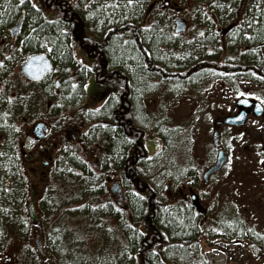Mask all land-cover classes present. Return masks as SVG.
Here are the masks:
<instances>
[{
	"label": "trees",
	"instance_id": "obj_1",
	"mask_svg": "<svg viewBox=\"0 0 264 264\" xmlns=\"http://www.w3.org/2000/svg\"><path fill=\"white\" fill-rule=\"evenodd\" d=\"M35 1L36 5L30 0H24L23 4L20 0H0V34L8 32L21 18L22 60L44 54L52 63V72L37 84L42 99L54 98L51 78L59 76L60 97L54 113H62L71 122L88 127L85 146L101 147L106 152L97 149L94 154L100 155L99 161L92 163L78 145L61 148L55 154L46 187L44 176L43 181L34 180L29 173L25 153L21 173L14 132H5L6 148L0 155V252L8 227L21 230L24 235L30 231L27 222L32 218L26 198L32 177V185L41 186V196L50 203L41 210L42 216L56 209L61 211L62 205L53 201V195L62 198L72 193L75 211H82L75 215L78 219H89L91 224L114 223L111 229L119 251L113 258L88 260L77 253V242L69 240L73 246L71 253L68 252L70 264H164L157 261L159 256L180 261L184 257L186 264H207L199 260L201 232L196 220L187 211L186 223L167 222L163 198L150 183L152 168L163 152L150 157L146 150L145 127L152 123L144 114L147 110L144 96L157 82L198 87L208 81L232 83L250 74L264 79V59L255 50L241 54L230 50L223 57L217 49L206 52L205 40L186 39L171 29L167 18L157 12L149 13L151 0ZM249 25V37L243 39L242 35V41H234L237 46L240 43L256 46L264 41V20H250ZM209 43L216 45L212 40ZM74 50L90 60V68L80 67ZM230 56L235 60H230ZM88 74L103 89L101 102H104L99 111L76 110L78 102L85 99ZM37 102L35 91H30L28 85L22 86V113L27 111L29 117ZM71 109L75 110L68 113ZM158 135L166 148H173V131H161ZM184 172L189 177V169ZM110 179L121 182L124 200L107 199L103 204L100 196L106 193ZM70 184L77 186L75 191L70 189ZM66 212L74 213L72 208ZM34 217L32 221L38 223L39 212ZM223 230L229 237H249L237 222L230 228L223 225ZM50 231L51 253L63 255L62 236L68 234L59 233L57 228Z\"/></svg>",
	"mask_w": 264,
	"mask_h": 264
},
{
	"label": "rangeland",
	"instance_id": "obj_2",
	"mask_svg": "<svg viewBox=\"0 0 264 264\" xmlns=\"http://www.w3.org/2000/svg\"><path fill=\"white\" fill-rule=\"evenodd\" d=\"M262 1L264 2V0ZM165 2H168L169 5L168 11L161 13L164 18H167V15H177L185 19L195 11V4L191 0H151L150 3L148 2V12L159 9V5H164ZM152 13L157 14L156 12ZM194 17L195 14L192 19ZM169 21L173 30V23L171 20ZM187 21L193 28H198L194 25V19ZM235 23H239V20H235ZM191 32L195 33L196 31L192 29ZM221 43L224 45L223 42ZM258 53L264 59V44L261 47V52L258 51ZM74 54L79 57V53ZM224 54L223 52L221 57L226 56ZM229 58L235 60V57L230 56ZM79 63L86 64L83 60ZM85 88L89 105L84 103V108L90 107L91 110L99 111L102 108L103 89L95 84L91 74L86 78ZM148 92L144 96L147 108L144 114L152 125L145 127V146L150 157L163 152L159 161H156L155 167L152 168L150 183L159 194L163 191L165 184H169L170 189L166 191L174 195L181 190L186 201H189L192 194H199V207L204 212L200 219L202 231L198 245L199 260H203L207 264H264L263 116L260 118L251 115L242 127L236 129H228L225 126L219 128L220 145L228 152L229 159L220 172L210 177L207 186L202 184V175L214 162L216 155L212 145L214 123L230 115L236 101L240 98L255 100L264 107V79L250 74V76L240 78L232 83L208 81L198 87H175V85L157 82L153 89L149 88ZM45 105V103L40 104L37 111L34 110V116L30 117L26 126L29 132V129L33 127L34 120L43 119L49 122L52 131L48 141L57 143V147L67 137L65 135L66 128L63 126L66 118L62 113L51 115ZM83 106L80 105V107ZM65 110L67 111L68 108L66 107ZM73 111L71 109L68 113H73ZM166 130L173 131L175 135L173 148H166L158 135L159 132ZM72 131L75 132V129ZM29 135L30 133H24L25 154L30 155L29 169L44 174L43 179L47 187L51 177L50 173L38 162L39 160L36 158L38 150ZM1 139L0 137V142ZM56 147L53 149V153ZM90 149L92 148L90 147ZM35 158L37 162H31L35 161ZM186 168L190 171L189 177L184 174ZM29 180L31 185H28L26 201L34 203L37 212L40 211L38 223L30 219L27 222L30 231L25 235L21 230L15 231L14 227L6 229L5 244L0 252V264H70L69 256L71 254L68 252L71 253L73 246L70 245L69 240L77 242L76 245L79 247L77 253L82 257H88V260L97 259L98 261L99 257L103 260L109 259V257L113 258L111 256L119 251L117 248L119 243L111 229L114 223L103 225L99 221L91 224L89 219L85 221L78 219L75 215L82 211H75L77 206L71 203L74 200L72 193L69 196L64 194L62 198L61 195L57 198L53 195V201L57 205H62L61 211L56 212V209L54 212L45 213L42 216L41 210H44L50 203L43 197L37 199L41 195V186L37 185L33 188L32 177ZM34 180H40V176H36ZM112 182H116V179L108 181L106 193L100 196L103 204H105V200L111 201L114 198L109 193ZM188 182H190V186L199 185L198 190L187 188L185 185ZM57 183L62 185L59 181ZM75 188L70 184V189L75 191ZM166 199L168 202L167 197ZM68 208H72L74 213H65ZM127 218L132 220L131 217ZM92 221L96 220L92 219ZM236 222L246 229L249 237H229L230 234L223 230V225L230 228L231 224ZM54 228L59 229V233L65 231L63 235L68 234L67 237L62 236L61 244H63L62 251L64 252L60 253L63 255L52 254L50 251V230ZM36 237L43 244L44 257L40 256L35 247Z\"/></svg>",
	"mask_w": 264,
	"mask_h": 264
},
{
	"label": "flooded vegetation",
	"instance_id": "obj_3",
	"mask_svg": "<svg viewBox=\"0 0 264 264\" xmlns=\"http://www.w3.org/2000/svg\"><path fill=\"white\" fill-rule=\"evenodd\" d=\"M191 2H194L195 4V11H193L192 14L189 15L188 18L183 19L182 17H179L177 15L174 16H168V20H174L175 18L182 19L186 22V31L181 34L180 36L187 37L188 39H202L205 40V44L207 45L206 52L213 53L214 50L220 51V54L224 52V55H227L230 50H237L239 54L245 53L247 51H259L261 52V47L264 44V41L260 42L258 45H248L246 43L239 44L237 46V43H234V41L237 40V42L242 41L240 38L245 39L244 37H249V30L251 29V25H249L250 20H264V2L262 0H191ZM169 3L165 2L164 5H159V9L152 10V12H157L159 14L168 11ZM154 14V13H153ZM195 14V17L193 18L195 20L194 25H196L198 28L195 29L192 27V25L189 24L187 20H193L192 17ZM22 16V13L20 14ZM225 20L224 23L221 21ZM235 20H239V23H235ZM16 23V22H15ZM254 25L256 23L254 22ZM195 30V33H190V30ZM215 42L216 45L213 46L212 43H209L210 41ZM223 42L224 45L221 43ZM236 47V48H235ZM76 51V52H75ZM74 53H79V57L74 54L78 58V62L83 60L86 62L84 65L83 63L80 64V67L90 68L91 62L87 59V57L80 53L78 50H74ZM81 55V57H80ZM27 59V58H26ZM26 59L22 60V22L20 24L19 33L12 38L11 34L8 32L1 33L0 34V155L4 153L6 145L5 143V136L8 131L14 132V139L16 142L15 148H17L16 153L20 156L21 163V173H22V154H24L26 151L24 150L25 147V141H24V133L27 132V134L30 133V137L34 140L35 146L37 147V160L40 164H42V167L47 168V172H51L53 168V161L55 158V154L58 150L61 148L69 145L70 147H74V145L80 146L81 151L84 153H87V160L91 159L92 163H97L99 161V156L95 155L94 153L98 152L97 149L101 150V147H98L96 149H90L89 147L85 146L84 144V138L85 135L88 133V131L85 132V130L88 129V127L84 126L83 124H80V122L75 123V121H70V117H68L63 123V126L66 128V134L67 137L64 140V142L57 146V143L49 142L48 138L51 136L52 126L49 124V122L43 120V119H36L34 120L33 127L29 129L28 132L27 124L30 119V117L34 116V110L37 111L38 106L40 104H46L45 107L48 112H50L51 115H55L54 111L55 104H57V101L60 97V77L53 75L51 78V82L54 85V98H47L42 99V93L41 89L37 85L40 81H42L45 77H43L40 81L33 82L27 80L22 75V64L26 61ZM85 59V60H84ZM90 62V63H89ZM89 63V64H88ZM88 66V67H87ZM74 78H76L75 75H73ZM79 81V80H78ZM29 86V90L36 93V97L38 99L37 104L33 106V111L31 112L30 116L27 117V114L22 113V86ZM86 91V89H85ZM241 99V98H240ZM247 100H252L249 98H246ZM255 101V100H252ZM104 102V101H103ZM103 102H101L103 104ZM237 102V101H236ZM89 105V101L87 102V95L85 96V99L82 101V103L78 102L76 105V110H80L84 108L83 104ZM82 105L83 107H80ZM262 105V104H261ZM263 106V105H262ZM75 108V107H74ZM88 110H91L90 107H86ZM264 108V107H263ZM75 110V109H74ZM56 112V111H55ZM239 112V109L236 106H234V109L232 113L228 116H235ZM73 115V114H72ZM252 115V108L247 110V118ZM264 117V111L263 115ZM261 116V117H262ZM226 117V116H225ZM223 117V118H225ZM260 117V118H261ZM222 118V119H223ZM220 119V120H222ZM220 120L216 121L214 123V130H218L221 126H225L228 129H236L234 127L226 126V125H219L216 126V123ZM44 124L47 128V132L44 134L43 139L38 141L35 137V134L33 132V129L38 124ZM32 126V124H31ZM83 127L87 129H83ZM30 128V126H29ZM72 129H75V132L72 131ZM213 130V131H214ZM6 132V133H5ZM64 139V137H62ZM50 143V144H48ZM66 144V145H65ZM56 147L55 154L52 152L53 149ZM215 150V157L219 153V151H222L226 157L225 163L222 166L226 165L229 156L228 152L220 145L219 147H214ZM102 150H105L102 148ZM101 150V152H102ZM106 152V151H105ZM102 152V153H105ZM30 155H28V159L26 158L27 166L29 169V163H30ZM35 158V161L31 162H37ZM35 166V164H34ZM220 170V171H221ZM219 171V172H220ZM31 175L36 178V176H40V181H42V177L44 174L40 172H34L30 171ZM199 180V179H198ZM210 177L208 178V181L206 184L203 183L202 178V184L203 186H207L209 184ZM8 182V180H7ZM6 182V183H7ZM120 186H122L121 182H119ZM187 188L191 187L192 189L199 188V185L190 186V182L185 185ZM37 187L36 185L33 186ZM170 189L169 184H165L163 187V191L161 192V197L163 198V202L165 205L164 209V215L166 217L167 222L173 221L175 223L183 224L186 223V212L189 211L193 217L194 220H196L197 226L200 228V232L202 231V225L200 226V219L204 215V212L202 208L199 207L200 198L199 194H192L189 198V201H186V197L181 194L182 191L179 190L176 194L172 195L170 192L166 191ZM124 189L122 188V199L123 198ZM38 197V194L36 195ZM42 196L39 195L37 199H40ZM168 198V203L167 199ZM114 201L116 199L112 198ZM29 213L31 216H35V212L37 210L35 209L34 203H29ZM120 211V209H119ZM118 211V212H119ZM128 211L127 209H124V212ZM40 212V211H39ZM113 222L115 220H112ZM200 243V240H199ZM159 262H162L164 264H186L184 257H182V261L173 259L171 257H163L159 256L158 260Z\"/></svg>",
	"mask_w": 264,
	"mask_h": 264
},
{
	"label": "water",
	"instance_id": "obj_4",
	"mask_svg": "<svg viewBox=\"0 0 264 264\" xmlns=\"http://www.w3.org/2000/svg\"><path fill=\"white\" fill-rule=\"evenodd\" d=\"M21 20V19H20ZM18 20V24L12 28L11 34L12 37L18 33L20 28L21 21ZM175 24V33H182L185 31L186 24L183 20L176 18L173 20ZM51 71V62L50 60L42 54L33 55L26 59V61L22 64V75L29 81H39L42 79L44 75ZM236 106L239 109V112L235 116H227L216 123V126L221 124L230 126V127H242L247 119V110L252 108V115L254 117H261L263 115V107L260 103L247 100V99H240L236 102ZM35 137L37 140H41L44 137V134L47 132V128L44 124L40 123L35 126L33 129ZM219 133L218 131H214L212 135V143L217 148L219 147ZM226 157L222 151H219L217 154V158L215 163L203 174V182L207 183L208 177L213 173L219 171L222 165L225 163ZM110 192L113 195L120 194L121 190L117 184H114L110 188ZM36 247L38 251L42 254L41 244L37 242Z\"/></svg>",
	"mask_w": 264,
	"mask_h": 264
},
{
	"label": "snow or ice",
	"instance_id": "obj_5",
	"mask_svg": "<svg viewBox=\"0 0 264 264\" xmlns=\"http://www.w3.org/2000/svg\"><path fill=\"white\" fill-rule=\"evenodd\" d=\"M130 2H131V0H130ZM20 3L23 4L24 0H20ZM33 7H35V5H33Z\"/></svg>",
	"mask_w": 264,
	"mask_h": 264
}]
</instances>
